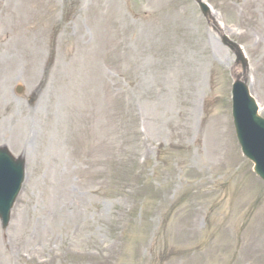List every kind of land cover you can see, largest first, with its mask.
I'll return each mask as SVG.
<instances>
[{"label":"rangeland","instance_id":"1","mask_svg":"<svg viewBox=\"0 0 264 264\" xmlns=\"http://www.w3.org/2000/svg\"><path fill=\"white\" fill-rule=\"evenodd\" d=\"M205 1L0 0V145L26 161L0 264H264L230 100L240 78L264 116V0Z\"/></svg>","mask_w":264,"mask_h":264},{"label":"water","instance_id":"2","mask_svg":"<svg viewBox=\"0 0 264 264\" xmlns=\"http://www.w3.org/2000/svg\"><path fill=\"white\" fill-rule=\"evenodd\" d=\"M232 100L239 144L244 155L255 163V172L264 180V119L257 115L255 103L243 83H234ZM23 177L24 160L13 159L5 147L0 148V218L4 226Z\"/></svg>","mask_w":264,"mask_h":264},{"label":"bare ground","instance_id":"3","mask_svg":"<svg viewBox=\"0 0 264 264\" xmlns=\"http://www.w3.org/2000/svg\"><path fill=\"white\" fill-rule=\"evenodd\" d=\"M20 138L23 140V144L29 143V138H28L26 129H22L21 128V130H20Z\"/></svg>","mask_w":264,"mask_h":264}]
</instances>
